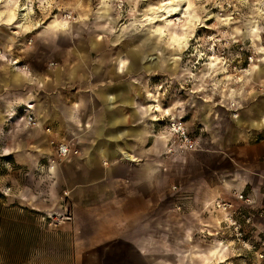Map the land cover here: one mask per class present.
<instances>
[{
	"label": "rangeland",
	"instance_id": "obj_1",
	"mask_svg": "<svg viewBox=\"0 0 264 264\" xmlns=\"http://www.w3.org/2000/svg\"><path fill=\"white\" fill-rule=\"evenodd\" d=\"M7 1L0 0V50L9 58L2 60L0 53V115L5 114L0 124L8 132L7 124L13 123L7 142L17 152L2 156L0 142V165L6 168L0 169L6 177L0 187V264H73V245L77 240L86 245L93 236V228L86 226L90 221L86 206L92 201L87 197L101 192L102 182L87 183L92 175L102 178L103 169L87 168L86 156L73 140L76 118L65 113L75 108L78 118L84 119L90 114L86 102L97 100L98 89H79L77 84L72 89L56 87V73L64 63L57 54L58 36L50 27L53 20L70 27L72 45L90 35L94 39L121 36L126 39L124 48L130 49L132 38H141L142 69L125 80L137 79L143 91L148 90L153 116L140 111L143 124L153 122L155 134L163 140L155 178L167 197L158 203L157 245H173L174 264H264V206H254L244 189L214 187L237 182L244 175L236 162L246 157L244 135L257 128L251 119L259 118V103H264V0H19L20 8L11 17ZM169 5L179 10L169 13ZM168 14L170 22L164 16ZM158 26L164 28L163 34L152 36ZM183 31L188 39L182 45L172 43L170 35ZM8 36L14 38L13 45L6 41ZM119 46H114L110 58L121 54L127 68L129 51ZM99 53H94L93 63ZM12 57L18 59L13 66L28 73L26 77L11 75ZM110 66L97 75L91 64L78 75H87L94 87L113 83L116 79L107 72ZM29 94L49 110L41 133L21 129L31 127L20 119ZM33 102L29 104L37 109ZM208 106L209 126L202 120ZM133 109L139 113L126 105L125 115H132ZM176 120L183 122L195 142L193 149H176L170 134ZM239 134L244 135L237 144L232 139ZM60 143L74 145L79 153L59 157ZM118 174L109 178L122 176ZM187 184L205 187L192 193L185 190ZM236 192L251 201L238 199ZM192 195L200 200L194 203L195 212L187 215ZM222 200L233 203L232 213L217 206ZM136 221L127 219L131 226ZM77 223L81 227L76 234ZM133 230L115 234L114 245H134L144 236Z\"/></svg>",
	"mask_w": 264,
	"mask_h": 264
},
{
	"label": "crops",
	"instance_id": "obj_2",
	"mask_svg": "<svg viewBox=\"0 0 264 264\" xmlns=\"http://www.w3.org/2000/svg\"><path fill=\"white\" fill-rule=\"evenodd\" d=\"M16 1L21 5L19 0ZM58 23L53 20L50 24L58 36L56 41L59 60L64 63L63 68H60L56 73V87L58 89H72L71 85L77 84L79 89L85 87L86 89H98L97 100L86 102L90 114L86 115L84 119L78 118L80 116H77L78 110L75 108L70 109L65 115L70 119L76 118L75 130L77 132L73 134V140L81 154H85L87 168L95 170L100 167L103 169L102 178H95L92 175V180L87 183L88 186H94L101 181L102 190L98 193L93 191L91 198L87 197L88 200L92 201L86 206L87 219L90 220L86 226L93 228L91 230L93 236L91 239L87 238L86 245H83L82 241L79 240L73 245V264H174L173 245H157L156 237L158 203L167 197L166 194H161V189H159V184L155 178L159 163L157 162V155L161 151L158 146L163 144V140H161V136L155 134L153 122L148 125L143 124V115L140 111L153 116V111L149 108L148 90L143 91L136 81L137 79L132 82L125 80V76L128 74L137 73L136 71L142 69V65L138 63L142 57L140 50H142L143 45L139 42L141 38H132L134 43L129 45L130 49H127V46L124 48L123 42L126 39H122L121 36H109L107 39L103 35L94 39L90 35L87 40L79 38V43H76L75 39V45H72L68 37V34L72 33L70 27L64 23ZM13 39L12 36H8L6 41L13 45ZM152 44L157 45L156 43ZM117 45H120L119 48L122 51H129L128 55H130L131 61L127 68L126 60L120 57L121 54L115 58H110L111 51ZM110 46L112 47L110 48ZM107 48L110 49L103 52ZM98 51H100L99 58L93 63L94 53ZM1 59L9 60L5 53L1 54ZM72 59H76L75 62H71ZM14 60L18 61V59L15 57L10 59L9 71L11 75L15 79L26 77L28 73L21 71L18 66H13ZM109 63L111 66L107 72L116 79L113 83L96 84L94 87L87 75H78L80 71L83 73L85 70L88 71L91 64H93L92 69L95 73L100 75ZM262 69L263 67L260 71ZM67 79L70 81L67 82ZM68 83H70L69 86H67ZM33 101L38 104L37 109L36 105L34 106L33 112L39 124L35 127H21V129L26 128L25 131L36 129L41 133V127L44 128L48 120L49 110L42 101L40 102L32 94L27 96L24 103H34ZM143 101H146V104H143ZM126 105L138 108L139 113H135L133 109L132 115H125ZM259 105V110L257 109L259 118L251 119V125L257 128L253 129L252 133L243 134L247 141L245 147L248 146L247 151H245L246 157L242 161L236 162L238 170L239 168L245 170L244 175L240 180L229 185L223 186L221 183L214 185L217 189H230L232 187L244 189L256 207L264 206L263 101H260ZM157 109H160L159 105H157ZM211 110V107L208 106L202 118L207 126L211 125L209 118ZM1 116L5 117V114ZM6 120L11 121L10 119ZM148 121L150 120L148 119ZM3 126L0 124V142L4 143L3 149L5 150L2 156L9 157L17 152L16 147L11 146L10 140L7 142L10 134L14 131V127L12 122L7 124V127L10 126L11 129L5 132ZM242 136L239 134L232 141L238 144L243 140ZM0 167L1 170L2 168L6 169L2 165ZM51 169L55 170V165H52ZM119 171L122 176L109 178L112 173L117 172L118 174ZM5 176L7 175L5 174ZM4 178L6 177L0 171V187ZM204 187L203 184L184 185L185 190L192 193L203 191ZM190 199L192 200L188 202L185 211L187 215L195 212L194 203L200 200L195 195L190 196ZM99 202L101 203L100 206L98 205ZM131 203L133 206L130 205ZM77 217L78 214L75 213V218ZM128 218H134L135 221L137 219V224L129 225ZM76 225L75 232L77 234L80 233L78 228L81 225L78 223ZM129 227L131 230L134 228V232L144 236L136 238L134 245H114V235L126 233Z\"/></svg>",
	"mask_w": 264,
	"mask_h": 264
},
{
	"label": "built area",
	"instance_id": "obj_3",
	"mask_svg": "<svg viewBox=\"0 0 264 264\" xmlns=\"http://www.w3.org/2000/svg\"><path fill=\"white\" fill-rule=\"evenodd\" d=\"M1 52V50H0ZM26 68V66H25ZM34 105L30 104H24L21 109V116L20 119L24 121L26 125H29L31 127L38 126L39 122L38 119L33 112ZM238 114H235L237 116ZM171 136L175 141V147L179 150H188L193 149L195 146V142L193 141L192 137L190 136L189 132L186 130V127L183 125V122L181 120H176L171 123ZM50 130V129H49ZM74 145L70 143H60L57 147V154L59 157H68L71 154H78L79 150ZM236 197L238 199L244 200L245 202H250L251 199L249 197H245L243 193H235ZM217 206L221 208L222 210L228 212H231V209L233 208V203L230 201L222 200L217 202ZM178 209H181V206H177ZM229 219H231L232 214L227 215Z\"/></svg>",
	"mask_w": 264,
	"mask_h": 264
},
{
	"label": "bare ground",
	"instance_id": "obj_4",
	"mask_svg": "<svg viewBox=\"0 0 264 264\" xmlns=\"http://www.w3.org/2000/svg\"><path fill=\"white\" fill-rule=\"evenodd\" d=\"M7 4H8V6H9V16L11 17V14H12V16L15 14V12H16V9L17 8H20V4L17 2V1H15V0H8L7 1ZM168 12L170 13V12H177L178 10H179V7L178 6H171V5H169L168 7ZM186 8V7H185ZM167 12V13H168ZM3 13V11H0V14H2ZM166 13V12H165ZM166 18H167V21L166 22H170L171 20H170V15L168 14V15H164ZM163 16V17H164ZM194 17V19H196V17H195V15H193ZM169 19V20H168ZM180 20V19H179ZM66 23V22H65ZM191 23H193V21H190V24ZM59 24V23H58ZM161 25V24H160ZM163 29L164 28H162V26H158L157 28H153V35L152 36H155V35H157V36H161L162 34H163ZM162 38V37H161ZM169 39L171 40V42L172 43H174V42H177L179 45H182L183 43H184V40L186 41V39H188V34H187V32H185V31H183V33L181 34V35H173V34H171L170 35V37H169ZM1 53V52H0ZM179 56V55H178ZM177 55H175L174 56V59L175 60H177L179 57H178ZM18 63V61L17 60H14L13 61V64H17ZM216 64H217V61L215 62V63H213L212 65H215L216 66ZM30 105H32V104H30ZM168 114L170 113V112H167Z\"/></svg>",
	"mask_w": 264,
	"mask_h": 264
}]
</instances>
